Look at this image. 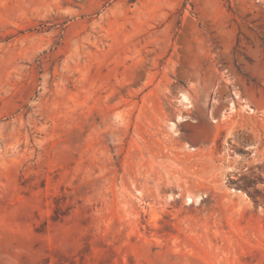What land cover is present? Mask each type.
<instances>
[{
  "label": "rangeland",
  "instance_id": "obj_1",
  "mask_svg": "<svg viewBox=\"0 0 264 264\" xmlns=\"http://www.w3.org/2000/svg\"><path fill=\"white\" fill-rule=\"evenodd\" d=\"M0 264H264V0H0Z\"/></svg>",
  "mask_w": 264,
  "mask_h": 264
}]
</instances>
